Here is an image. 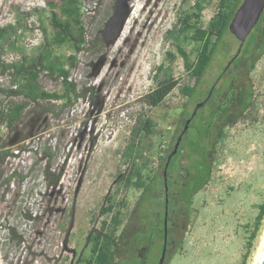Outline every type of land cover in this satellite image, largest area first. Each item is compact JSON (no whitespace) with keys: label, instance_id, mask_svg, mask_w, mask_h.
Returning <instances> with one entry per match:
<instances>
[{"label":"rangeland","instance_id":"obj_1","mask_svg":"<svg viewBox=\"0 0 264 264\" xmlns=\"http://www.w3.org/2000/svg\"><path fill=\"white\" fill-rule=\"evenodd\" d=\"M114 2H78L80 13L83 5L96 4V10L92 16L81 14L85 46L74 55L76 68L69 78L78 91L91 89L93 102L79 99L59 111V117L40 113L38 108L30 113L27 108L16 129L9 131L5 124L0 125V153L8 149L13 155L5 157L0 167V264H88L90 231L116 211L127 219L139 200L140 191L117 183L118 175L135 167L143 178L156 174L162 158L173 149L181 120L202 103L212 83L211 90L215 84L219 86L215 79L237 50V40L228 36L198 95L188 98L181 89L192 87L194 78L185 70L177 46L190 61L195 59L198 45L189 38L193 31L188 38L179 32V19L193 11L195 0H130V14L121 35L106 46L100 33L112 15ZM64 3L0 0V28L18 26L13 37L15 49L4 50L2 61L9 64L21 61L24 54L27 58L37 55V48L46 42L39 16H45L48 24L50 13L60 14ZM215 12L213 0L201 14L203 27ZM47 36L51 41L50 27ZM255 49L241 68L234 69L239 83L252 92L251 105L233 126L222 127L221 116L212 120L205 140L212 162L211 180L194 196L187 215L178 202L169 208L171 244L164 264L254 263L264 236V218L256 229L264 201V51ZM54 50L57 56L72 55L68 45ZM101 59L104 64L96 73L94 66ZM159 67L169 69L178 84L162 104L150 107L143 97L164 78ZM224 82L223 90L212 91L202 110L205 117L212 106L219 107L220 113L230 105L232 96L223 94L229 89L228 77ZM39 85L49 93L62 92L61 80L44 73ZM10 88V74L0 71V89ZM21 100L0 92V108ZM146 118L154 122V132L149 137L139 134L141 156L125 164L123 154L132 130ZM195 135L194 130L188 134L191 138ZM187 153L185 147L177 160L185 171L179 174L176 168L169 178L174 191L190 166ZM57 178V184H51ZM158 188L156 205L162 213L164 184ZM107 197L115 205L110 214L103 213L109 205ZM149 222L143 224L145 230ZM152 235V243L160 244V231ZM141 251L145 257L146 247Z\"/></svg>","mask_w":264,"mask_h":264},{"label":"trees","instance_id":"obj_2","mask_svg":"<svg viewBox=\"0 0 264 264\" xmlns=\"http://www.w3.org/2000/svg\"><path fill=\"white\" fill-rule=\"evenodd\" d=\"M64 1L60 14L56 12L50 13L48 24L45 16H39L40 27L46 42L37 48L39 52L35 56L27 58L24 54L21 61L5 64L1 59V53L7 50L8 47L11 50L15 49L16 41L13 37L17 35L18 26L9 25L7 28H0V71L3 74L8 72L12 78V88L8 90L0 89V92L6 94L9 98L22 99L20 102H13L12 106L0 108V125L5 124L9 131L16 129L22 122L27 108H30V113L38 108L40 113L59 117V111L65 107L73 106L79 99L82 101H89L90 99L93 102V98L90 96L92 95L91 89L78 91L75 83L69 78L71 71L76 68L74 55L82 51L85 46V31L78 8L79 0ZM212 1L195 0L192 7L193 11L187 12L179 19V32L185 34L188 38L189 32L193 31L189 38L198 45L193 61L189 60L188 55L181 46H177V52L183 59L185 70L194 78L192 87L181 89L182 95L188 98L198 95L199 88L204 83V76L207 70L220 52V49L225 46V39L228 36H232L229 32V25L243 0H216V12L209 24L203 27L201 14ZM49 27L53 32L51 41L47 36ZM237 43L239 47L240 43L238 41ZM62 45H68L72 53L71 56H57L54 48ZM256 46L259 50L264 51V11L257 25L246 38L240 53L237 55V47L236 52L228 61L229 63L234 58L231 65L228 67V64L224 66L215 79L219 80V86L216 87L215 91L220 92L226 85L224 79L228 77L227 85L229 89L223 91V94H225V98L229 95L232 96L230 105L221 109L220 113L218 112L219 107L212 106L207 117L202 114L204 107L209 104L208 94L213 85L212 83L207 89L206 96L202 99L205 104L197 110L196 115L191 119L176 155L169 161L167 167L168 179L173 173L176 161L184 148L188 149L187 158L190 166L187 169L188 174L185 180L179 189L176 188L175 191L169 183L168 193H165L169 201L168 207H172L177 202L180 203L183 207L184 216L188 214L194 196L207 186L211 180L212 162L209 151L205 147V140L210 133L212 120L221 116L223 119L222 127L233 126L244 116L251 105L252 92L244 83H239V76L234 73V69L241 68L244 62L248 58L250 59L256 50ZM35 52L33 51L34 54ZM158 71L164 73V78L143 97L145 103L150 107H157L162 104L164 99L178 84L169 69L159 67ZM42 73L50 78L61 80L62 92L49 93L42 89L39 85V76ZM56 102H59L57 107H55ZM44 103H48L50 106L47 107ZM193 110L186 113L181 120L180 125L182 128L179 134L183 130L186 120L190 119ZM199 112L201 113L199 114ZM154 126V122L149 118L139 120L137 127L132 130L129 144L124 150L123 163L127 164V161L141 156L137 138L141 133L149 137L154 132ZM191 130L196 133L194 138L188 136ZM171 151H168L166 157L162 158L158 171L151 177L143 178L142 172L138 167L125 169L124 172L118 175L117 183L122 184L125 188L132 187L140 191L139 200L127 219L120 211H116L109 219L102 221L98 229L90 231L87 240L91 246V257L88 260V264H91L93 260H97L100 264H158L163 247L165 213L164 211L162 213L157 211V191L159 190V185L161 183L164 184L163 170L167 156ZM7 156L13 155L8 149L1 151L0 167ZM57 182L58 178L51 181V184L56 185ZM106 199L109 205L103 209V213L110 214L114 211L115 205L110 197ZM165 200L164 195V202ZM153 209L156 210L154 211ZM263 218L264 201L260 205L256 217V229ZM125 220L127 221L126 223ZM146 220H150V222L145 230L143 224ZM170 220L171 218L168 216L167 221ZM157 231H160L161 242L155 245L152 243V234ZM169 244H171L170 233H168L167 237V250ZM144 247H146L147 251L145 257L141 255V249ZM120 255L124 256V258H120Z\"/></svg>","mask_w":264,"mask_h":264},{"label":"water","instance_id":"obj_3","mask_svg":"<svg viewBox=\"0 0 264 264\" xmlns=\"http://www.w3.org/2000/svg\"><path fill=\"white\" fill-rule=\"evenodd\" d=\"M130 0H115L112 15L109 17L105 23L100 35L106 46L114 43L123 31L124 24L130 14ZM264 11V0H243L240 7L235 12L231 23L229 25V32L235 37V39L240 43L237 51V55L240 53L241 48L246 41L248 35L253 31L257 25L262 13ZM234 59V58H233ZM233 59L228 63L227 67L230 66ZM104 59L99 60L95 66L94 71L97 73L99 69L103 66ZM218 82V81H217ZM211 94V92H210ZM209 94V96H210ZM205 104V101L200 103L194 110L190 119L186 120L183 130L178 135L171 153L167 156L166 164L163 170L164 182L166 184L167 178V167L171 158L176 155L179 145L182 141L183 135L186 133L191 119L196 115L197 110ZM11 142L10 145H13ZM167 206V199L165 201ZM167 254V212H165L164 221V237H163V247L158 264H164ZM256 264H264V243L260 254L257 258Z\"/></svg>","mask_w":264,"mask_h":264},{"label":"flooded vegetation","instance_id":"obj_4","mask_svg":"<svg viewBox=\"0 0 264 264\" xmlns=\"http://www.w3.org/2000/svg\"><path fill=\"white\" fill-rule=\"evenodd\" d=\"M231 65V64H230ZM219 81V80H218ZM216 84L214 85V87L212 88V90H211V93H212V91L214 90V89H216ZM211 95V94H210ZM210 97V96H209ZM209 99V98H208ZM207 100V99H206ZM203 145H204V143H203ZM180 157V156H179ZM179 159V158H178ZM177 159V160H178ZM176 168H177V172H179V174H182L185 170L180 166V165H177V161H176V165H175V168H174V171L173 172H175V170H176ZM173 174V173H172ZM171 174V175H172ZM187 171H186V173H185V175H184V180H185V178H186V176H187ZM183 180V181H184ZM169 179L168 178H166V184H165V182H164V195H165V198L167 199V194H165V193H168V186L170 185L169 184ZM183 181H182V183H183ZM182 183L177 187L178 189H179V187L182 185ZM166 201V200H165ZM168 199H167V206H166V203L164 202V213L165 212H167V217H168V212H169V207H168ZM171 208V207H170ZM168 222V221H167ZM167 237H168V224H167ZM167 255V254H166Z\"/></svg>","mask_w":264,"mask_h":264},{"label":"built area","instance_id":"obj_5","mask_svg":"<svg viewBox=\"0 0 264 264\" xmlns=\"http://www.w3.org/2000/svg\"><path fill=\"white\" fill-rule=\"evenodd\" d=\"M95 10H96V4L86 5V6L83 5L82 10H81V14H83V17L84 16H92V15H94ZM84 31H85V29H84Z\"/></svg>","mask_w":264,"mask_h":264},{"label":"bare ground","instance_id":"obj_6","mask_svg":"<svg viewBox=\"0 0 264 264\" xmlns=\"http://www.w3.org/2000/svg\"><path fill=\"white\" fill-rule=\"evenodd\" d=\"M263 243H264V236H263L262 242H261V244H260L259 250H258V252H257V255H256V257H255V260H254V263H253V264H256V261H257V258H258V256H259V254H260V251H261V249H262Z\"/></svg>","mask_w":264,"mask_h":264}]
</instances>
